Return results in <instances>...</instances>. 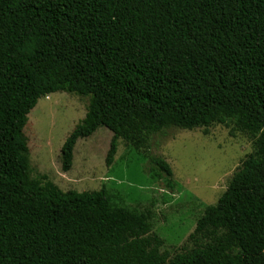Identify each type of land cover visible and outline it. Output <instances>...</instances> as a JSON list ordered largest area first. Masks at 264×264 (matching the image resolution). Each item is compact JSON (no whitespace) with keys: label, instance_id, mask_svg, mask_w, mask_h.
I'll list each match as a JSON object with an SVG mask.
<instances>
[{"label":"trees","instance_id":"16d2710c","mask_svg":"<svg viewBox=\"0 0 264 264\" xmlns=\"http://www.w3.org/2000/svg\"><path fill=\"white\" fill-rule=\"evenodd\" d=\"M59 92L88 99L60 150L64 173L99 128L112 134L107 167L119 141L145 151L171 129L251 139L190 250H163L150 210L104 188L31 178L27 116ZM0 264H264V0H0Z\"/></svg>","mask_w":264,"mask_h":264},{"label":"rangeland","instance_id":"374dc122","mask_svg":"<svg viewBox=\"0 0 264 264\" xmlns=\"http://www.w3.org/2000/svg\"><path fill=\"white\" fill-rule=\"evenodd\" d=\"M88 99L55 93L40 99L27 116L23 133L31 178H44L62 192H95L104 188L111 202L129 210L151 212L152 233L172 256L190 250L188 242L205 209L217 203L232 175L252 153L251 139L221 125L192 132L171 129L149 139L145 151L119 141L114 161L105 163L112 134L99 128L76 143L69 172L61 170L60 150L84 119ZM232 133V134H231ZM162 158L166 178L146 155Z\"/></svg>","mask_w":264,"mask_h":264}]
</instances>
